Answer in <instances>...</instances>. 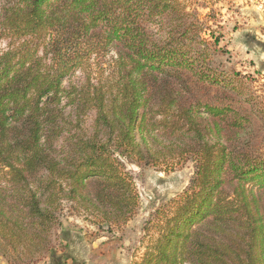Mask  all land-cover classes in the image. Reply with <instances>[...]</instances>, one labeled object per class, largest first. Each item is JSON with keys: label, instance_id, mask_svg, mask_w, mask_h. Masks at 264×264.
Wrapping results in <instances>:
<instances>
[{"label": "trees", "instance_id": "obj_1", "mask_svg": "<svg viewBox=\"0 0 264 264\" xmlns=\"http://www.w3.org/2000/svg\"><path fill=\"white\" fill-rule=\"evenodd\" d=\"M219 0H7L0 9V257L34 264L62 217L121 228L129 164L189 184L145 223L140 264H264V105L228 54ZM206 11V12H204ZM112 53L109 80L64 81ZM93 131L66 134L63 100Z\"/></svg>", "mask_w": 264, "mask_h": 264}, {"label": "rangeland", "instance_id": "obj_2", "mask_svg": "<svg viewBox=\"0 0 264 264\" xmlns=\"http://www.w3.org/2000/svg\"><path fill=\"white\" fill-rule=\"evenodd\" d=\"M215 1V0H214ZM7 0H0V9ZM222 22V45L228 54L218 57L226 68H235L251 77L247 80L264 105V0H219L215 3ZM206 12V11H204ZM7 42L0 38V51ZM112 53L93 60L88 70H78L65 79L67 88L89 87L109 80L113 73ZM67 99L63 100L65 105ZM66 134H89L93 131L95 111L79 117L70 105L64 106ZM136 176L141 198L138 213L121 228L103 225L99 228L93 217L65 211L63 226L55 236V249L34 264H140L147 249L144 226L150 214L165 201L180 194L193 176L194 164L189 162L174 171L158 167L139 168L129 164ZM0 264H9L0 257Z\"/></svg>", "mask_w": 264, "mask_h": 264}]
</instances>
